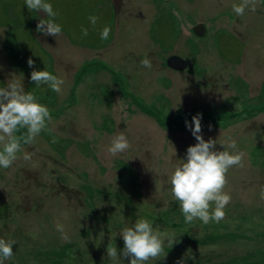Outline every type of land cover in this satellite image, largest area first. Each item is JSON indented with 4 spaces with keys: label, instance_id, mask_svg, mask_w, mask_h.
<instances>
[{
    "label": "rangeland",
    "instance_id": "374dc122",
    "mask_svg": "<svg viewBox=\"0 0 264 264\" xmlns=\"http://www.w3.org/2000/svg\"><path fill=\"white\" fill-rule=\"evenodd\" d=\"M47 2L59 13L57 37L36 30L46 13L0 0V87L23 83L52 116L0 168V238L16 241L4 264H130L106 249L121 252L122 229L141 219L165 234L146 264H264V0L243 16L232 10L242 0ZM197 24L205 37L193 34ZM146 56L151 69L141 66ZM172 56L187 68L170 69ZM33 70L64 79L62 93L36 86ZM198 113L205 141L234 153L235 140L244 153L243 167L227 173L231 202L219 223H185L171 193L172 172L197 143L185 121ZM120 133L131 147L113 157L107 149Z\"/></svg>",
    "mask_w": 264,
    "mask_h": 264
},
{
    "label": "clouds",
    "instance_id": "9594fccd",
    "mask_svg": "<svg viewBox=\"0 0 264 264\" xmlns=\"http://www.w3.org/2000/svg\"><path fill=\"white\" fill-rule=\"evenodd\" d=\"M25 5L30 11H42L48 16L47 20H40L36 25L37 32L52 37L62 35V26L56 22L59 13L54 11L51 3L47 0H25ZM256 5L257 0H242L240 4H233L232 10L237 16H243L246 10L255 11ZM88 19L95 26L98 17L89 16ZM81 31L84 36L88 35L87 28L82 27ZM110 32V27H104L100 33L101 40H107ZM27 63L30 68L34 67L31 58ZM141 66L151 69L152 62L146 56L141 61ZM30 79L36 86L46 85L57 94L62 93L65 83L64 79L47 70H33ZM201 120L202 114L198 113L192 117L191 124L185 121L197 143L187 148L185 160H181L172 172L171 193L179 202L185 223H192L196 219L204 224L219 223L225 218V208L231 202V195L224 191L228 183L227 173L233 166L243 167L244 153L237 149L235 140H229L227 145L235 150L234 153L217 151L216 140H204ZM51 121L50 109L39 103L32 92H26L23 83L14 80L7 87H0V168H10L18 159L17 153L22 151V145L35 143L39 134L48 130ZM22 129H26V132L17 136L16 133ZM130 147L125 134L120 133L112 140L107 152L114 157ZM32 155L34 154L25 153L23 159L31 161ZM260 196L264 199V188L261 189ZM57 230L63 233V225L58 224ZM164 235L147 219L138 220L132 226L122 229L123 250L118 253L117 247L109 243L107 256L110 259L118 256L128 258L130 264H146L163 252ZM63 238L68 237L64 235ZM14 245L15 240L0 238V264L14 256Z\"/></svg>",
    "mask_w": 264,
    "mask_h": 264
},
{
    "label": "water",
    "instance_id": "95a60500",
    "mask_svg": "<svg viewBox=\"0 0 264 264\" xmlns=\"http://www.w3.org/2000/svg\"><path fill=\"white\" fill-rule=\"evenodd\" d=\"M192 32L196 37L202 38L205 37L207 34V30L204 25L197 24L192 28ZM167 66L175 71H183L187 68V62L179 57L172 56L170 57L167 62Z\"/></svg>",
    "mask_w": 264,
    "mask_h": 264
},
{
    "label": "trees",
    "instance_id": "16d2710c",
    "mask_svg": "<svg viewBox=\"0 0 264 264\" xmlns=\"http://www.w3.org/2000/svg\"><path fill=\"white\" fill-rule=\"evenodd\" d=\"M203 259H204V257L201 259V261H197L196 264H226L227 263V262H224V263L213 262L214 259L212 257L208 258L207 259L208 261H206V262H203ZM236 264H238V263H236Z\"/></svg>",
    "mask_w": 264,
    "mask_h": 264
}]
</instances>
